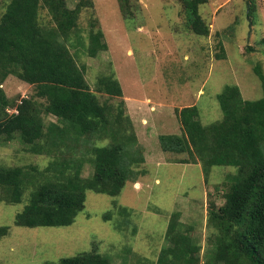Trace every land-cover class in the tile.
I'll return each mask as SVG.
<instances>
[{
	"label": "trees",
	"instance_id": "1",
	"mask_svg": "<svg viewBox=\"0 0 264 264\" xmlns=\"http://www.w3.org/2000/svg\"><path fill=\"white\" fill-rule=\"evenodd\" d=\"M118 1L124 17L139 12L136 0ZM179 1L186 29L209 36L210 25L200 11L209 0ZM94 6L93 0H0V145L18 138L30 153L51 156L43 169L0 166V204L26 202L16 216L17 226H71L85 210L88 191L117 198L128 182L146 173L141 170L146 163L143 146L124 101L103 104L96 94L121 97L119 80L114 73L103 75L95 92L86 66L79 62L83 55L96 58L108 50ZM43 9L49 18L42 16ZM84 10L91 19L86 36L80 26ZM254 12L252 6L253 26ZM221 49L218 58L225 57L222 44ZM255 70L262 82L261 98L244 99L239 86L226 85L217 95L222 119L194 127L193 109L186 106L177 112L184 132L159 136L164 153L187 154L181 163L201 166L206 182L212 167L235 168L226 177L225 203L209 209L214 240L203 264H264V73L259 65ZM11 76L35 86V95L20 103L10 100L2 86ZM11 107L17 111H9ZM48 115L57 121L47 123ZM86 164L93 169L87 177ZM113 207L105 220L116 209L125 220L133 214L116 200ZM8 228L2 227L0 235ZM192 232L191 226L185 231L181 213L173 212L166 230L171 245L162 249L156 264H201V246ZM136 257L134 264H146L147 258ZM136 257L123 264H132ZM58 264L113 261L95 244Z\"/></svg>",
	"mask_w": 264,
	"mask_h": 264
},
{
	"label": "rangeland",
	"instance_id": "2",
	"mask_svg": "<svg viewBox=\"0 0 264 264\" xmlns=\"http://www.w3.org/2000/svg\"><path fill=\"white\" fill-rule=\"evenodd\" d=\"M93 2L108 50L96 58L83 55L79 62L86 66L93 91L103 75L114 73L119 80L121 97L95 92L103 104L119 106L124 101L143 146L146 163L141 170L146 173L128 182L117 198L88 191L85 210L68 227L17 226L16 216L26 202L1 203L0 229L9 228L0 235V264H58L61 258L89 251L95 244L113 264H123L136 255L147 258L146 264H156L162 249L171 245L166 230L173 212L181 213L185 231L193 228L190 235L201 246L203 264L214 240L208 212L213 204L220 208L225 203L226 177L235 168L212 167L206 182L201 166L181 163L187 154L164 153L159 136L184 132L177 112L186 106L193 109L194 127L222 119L217 95L226 85L239 86L244 99L263 96L255 66L264 73V0H209L200 9L210 25L207 37L186 29L179 0H136L139 12L133 18L124 17L118 0ZM248 3L256 15L249 42ZM42 16L49 18L44 9ZM80 22L86 36L89 10L82 12ZM221 44L224 58L217 57L222 54ZM2 87L15 103L32 97L36 90L13 76ZM9 111L17 110L11 107ZM56 121L53 115L46 117L47 123ZM50 160L51 156L27 151L18 138L0 145V166L43 169ZM92 172L86 164L83 175ZM114 200L133 212L127 220L117 209L111 220H105L104 214L114 211Z\"/></svg>",
	"mask_w": 264,
	"mask_h": 264
},
{
	"label": "water",
	"instance_id": "3",
	"mask_svg": "<svg viewBox=\"0 0 264 264\" xmlns=\"http://www.w3.org/2000/svg\"><path fill=\"white\" fill-rule=\"evenodd\" d=\"M249 15H250V7H249V3H248V5H247V16H248V22H249L248 42H249V40H250V38H251L252 29H253V21H252V19L249 17Z\"/></svg>",
	"mask_w": 264,
	"mask_h": 264
}]
</instances>
